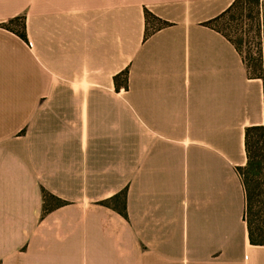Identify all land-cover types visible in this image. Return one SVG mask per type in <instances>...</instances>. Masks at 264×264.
Returning a JSON list of instances; mask_svg holds the SVG:
<instances>
[{"label": "crops", "instance_id": "1", "mask_svg": "<svg viewBox=\"0 0 264 264\" xmlns=\"http://www.w3.org/2000/svg\"><path fill=\"white\" fill-rule=\"evenodd\" d=\"M233 1L0 0V264H264L235 170L264 10L252 77L206 24Z\"/></svg>", "mask_w": 264, "mask_h": 264}, {"label": "trees", "instance_id": "2", "mask_svg": "<svg viewBox=\"0 0 264 264\" xmlns=\"http://www.w3.org/2000/svg\"><path fill=\"white\" fill-rule=\"evenodd\" d=\"M237 1L238 0H234L226 10H224L215 18L206 22L207 25H210L221 34H223L231 43H233L232 40L221 30L216 28L214 22L224 16L235 5ZM255 2L258 4L261 11L264 10V0H255ZM145 16L147 19L158 22L159 27L165 26L167 24V22L156 18L146 10ZM16 19L21 20L20 31L14 30L9 26V23ZM3 25L15 31L21 38H26L23 16L13 17L7 20V22ZM235 47L237 48L236 45ZM237 50L239 51L238 48ZM261 61L262 56L260 58L257 71L253 74L249 72L250 76H262ZM247 68L249 71L248 65ZM126 73V70H123L122 72L114 76L113 79L116 87H118L120 84H123L124 87H126ZM244 147L246 162L243 166L235 167V170L241 179L244 190L243 219L246 224L249 242L252 244L264 245V123L248 125L244 128ZM43 199L45 208H47L49 205L59 206L65 204L64 200H61L46 191H43ZM99 203L104 206L110 207L124 217H127L125 188L110 196L109 198L99 201Z\"/></svg>", "mask_w": 264, "mask_h": 264}, {"label": "rangeland", "instance_id": "3", "mask_svg": "<svg viewBox=\"0 0 264 264\" xmlns=\"http://www.w3.org/2000/svg\"><path fill=\"white\" fill-rule=\"evenodd\" d=\"M261 13L255 0H238L224 16L214 22L216 28L237 46L251 74L257 71L263 50ZM9 26L20 31L21 20H13Z\"/></svg>", "mask_w": 264, "mask_h": 264}, {"label": "built area", "instance_id": "4", "mask_svg": "<svg viewBox=\"0 0 264 264\" xmlns=\"http://www.w3.org/2000/svg\"><path fill=\"white\" fill-rule=\"evenodd\" d=\"M261 35H262V25H261Z\"/></svg>", "mask_w": 264, "mask_h": 264}]
</instances>
